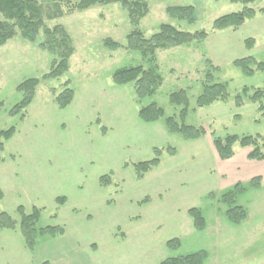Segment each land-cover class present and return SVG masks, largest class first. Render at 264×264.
<instances>
[{"label": "rangeland", "instance_id": "obj_1", "mask_svg": "<svg viewBox=\"0 0 264 264\" xmlns=\"http://www.w3.org/2000/svg\"><path fill=\"white\" fill-rule=\"evenodd\" d=\"M143 1L149 7L139 24L145 38L162 24L190 34L203 31L207 38L201 44L157 52L162 85L140 102L133 83L116 86L112 81L114 71L141 63L138 53L125 48L132 28L119 5L94 6L46 22L50 28L62 26L74 47L69 70L59 79H42L51 57L37 49L41 34L35 44L17 35L0 47V130L15 129L1 154L0 214L17 223L13 231L0 230V264H160L199 251L207 254L204 264H264V188L241 181L245 191L235 205L246 217L232 224L221 196L235 183L233 176L221 177L228 162L218 158L210 136L264 138V70L256 69L264 64V15L258 12L264 0L247 6L256 15L236 31H216L212 23L241 11L239 3ZM174 6H192L195 23L170 20L165 10ZM105 39L121 48L108 52ZM248 39L254 42L250 51L244 44ZM248 57L253 59L250 76L233 64ZM205 59L217 68L211 71L213 83L226 84L228 95L224 102L199 109L196 99L202 93ZM28 79L40 81L35 97L23 120L11 117L10 110L21 100L16 89ZM65 83L74 98L59 110L54 99ZM180 90L187 97L184 118L183 106L169 101L170 94ZM258 90L263 96L254 101ZM238 95L242 101L236 105ZM152 103L163 110V117L144 124L138 113ZM168 117L179 125L203 127L206 133L184 140L167 132ZM154 149L161 151L159 165L137 180L134 165L152 160ZM233 150L238 155L252 148L235 145ZM110 173L111 184L99 187V178ZM56 198L65 203L58 205ZM19 206L26 215L33 208L40 211L36 230L59 226L63 235H38L34 250L28 251L18 229ZM192 208L202 214V231L192 225ZM173 239L179 246L171 250L167 242Z\"/></svg>", "mask_w": 264, "mask_h": 264}, {"label": "trees", "instance_id": "obj_2", "mask_svg": "<svg viewBox=\"0 0 264 264\" xmlns=\"http://www.w3.org/2000/svg\"><path fill=\"white\" fill-rule=\"evenodd\" d=\"M220 1V0H216ZM233 4L243 5V9L236 13L227 14L215 19L212 23V29L222 31L231 29L236 31L243 24L255 17L256 12L247 6L255 2L263 0H224ZM119 5L126 13L129 19L132 31L126 37L128 51H133L139 54L141 63L129 68H120L114 71L112 81L116 86H123L129 83L134 84L135 94L138 101H142L147 97H152L156 94L162 85V77L159 74V68L156 60V53L159 51H167L179 47H188L192 43L201 44L207 38V34L203 31L194 34L186 33L171 24H162L159 26L157 33L150 38H145L139 30V24L144 19L149 11L148 4L143 0H0V47L5 46L9 41L17 35L30 44L37 43L38 36L41 34V41L37 44V49L47 53L51 57L49 71L42 77L43 80L59 79L64 76L69 70V61L74 55V47L72 40L67 31L59 25L54 27L46 26V22L55 21L63 18L65 15L73 13H81L94 6ZM166 15L170 20L177 22H185L188 25H193L196 21L195 10L192 6H174L168 7L165 10ZM264 15V7L258 11ZM245 49L250 51L253 48L254 42L252 39L245 41ZM103 47L108 52H115L121 45L105 39ZM253 59L248 57L241 60H235L233 64L239 67L244 74L250 76L253 70L250 64ZM206 66L204 80L202 81V93L196 99V107L206 108L215 102H224L227 99V86L222 83H213L211 71H216L217 68L212 63L205 59ZM256 69L264 70V64H257ZM38 79H28L21 83L16 91L21 94V100L9 112V116H19L24 119V111L32 103L36 89L39 86ZM247 89H243L245 92ZM263 96V91H256L252 96V100H259ZM74 93L68 88V83H65V88L62 92L56 95L54 103L59 110L66 109L73 101ZM169 101L176 106H183L180 112L181 118L187 114V97L185 91H178L170 94ZM242 97L238 95L235 98L236 105L241 104ZM163 117V110L156 104L152 103L140 109L138 113L139 120L144 124H152L159 121ZM98 123V121H97ZM165 127L168 133L178 134L184 140H197L205 135L203 127H192L179 125L174 118L168 117L165 119ZM104 130V128H102ZM15 134V129L0 130V163L2 162V152L4 144L9 141ZM212 138V146L214 147L218 158L221 161L230 160L234 155V146L240 148H252L248 153V160L263 161L264 160V138L260 136H242L226 135L224 138ZM154 158L150 161L138 163L134 165L135 178L143 179L153 167L159 165V156L161 151L154 149ZM170 154H174V149H169ZM260 178H253L249 182V186L259 188ZM99 187H107L111 184V173L99 178ZM245 191V188L240 184H236L231 190L221 196V202L227 206L225 212L226 217L232 224H240L246 217L242 207L235 205L236 197ZM3 199V194L0 191V201ZM55 202L58 205L65 203L64 198H56ZM145 202V199L144 201ZM19 216L18 229L23 239L25 248L28 251H33L38 235L57 236L63 235L62 227H45L36 230V224L40 218V211L33 208L29 215H26L23 207L19 206L16 209ZM188 215L192 220V225L195 230L202 231L205 227V222L201 212L198 209L192 208L188 211ZM17 223L10 218L6 213L0 214V230L13 231ZM179 242L176 239L167 242V247L171 250L178 248ZM207 254L204 251H199L184 257L167 258L160 264H204ZM42 264H48L44 262Z\"/></svg>", "mask_w": 264, "mask_h": 264}, {"label": "crops", "instance_id": "obj_3", "mask_svg": "<svg viewBox=\"0 0 264 264\" xmlns=\"http://www.w3.org/2000/svg\"><path fill=\"white\" fill-rule=\"evenodd\" d=\"M248 153L249 151H243L242 154L237 153L238 155L234 153L233 157L227 160L226 170L221 173V177L224 178L228 175L233 176V183H235V185L238 183L242 184L241 181L250 182L253 178L258 177L261 180L258 189L264 188V160H248Z\"/></svg>", "mask_w": 264, "mask_h": 264}]
</instances>
